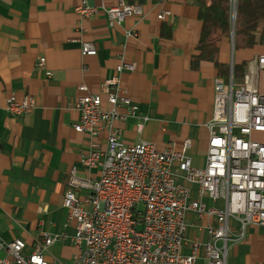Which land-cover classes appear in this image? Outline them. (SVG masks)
Segmentation results:
<instances>
[{
    "label": "crops",
    "instance_id": "0c3cea01",
    "mask_svg": "<svg viewBox=\"0 0 264 264\" xmlns=\"http://www.w3.org/2000/svg\"><path fill=\"white\" fill-rule=\"evenodd\" d=\"M82 1L0 0V238H22L30 252L44 233L61 235L48 248L49 264H74L78 249L71 238L76 222L63 205L69 173L76 166L81 176L96 178L98 169H86L81 159L94 141L106 147L109 135L107 130L98 137L75 130L79 86L100 93L105 79L119 76L139 106L138 117L114 123L121 127L123 141L143 139L163 149L191 138L190 155L195 165L203 166L209 144L207 123L220 77L211 61L192 67L202 21L188 0H143V17L130 16L115 25H109L103 11L91 17L79 15L75 6ZM86 1L100 8L120 2ZM166 10L171 14L159 18ZM82 41H92L97 53L83 55ZM260 55L264 41L236 50L231 38H225L219 58L231 66L248 61L251 83L264 92V74L257 68ZM41 56L46 57L44 68L37 67ZM123 60L135 63V70L117 72ZM48 70L53 73L50 77ZM13 93L33 96L34 109L20 116L9 113L6 100ZM104 105L109 107L106 101ZM142 117L147 120L139 131ZM187 221L184 252L190 253L196 237L208 238L201 228L208 219L190 211ZM200 254L202 263L203 249ZM228 264H264V227L247 228L245 238L232 245Z\"/></svg>",
    "mask_w": 264,
    "mask_h": 264
},
{
    "label": "built area",
    "instance_id": "2783aa9c",
    "mask_svg": "<svg viewBox=\"0 0 264 264\" xmlns=\"http://www.w3.org/2000/svg\"><path fill=\"white\" fill-rule=\"evenodd\" d=\"M237 1L230 0L233 18ZM75 10L82 17L103 11L109 25L145 15L142 3L127 0L101 8L83 0ZM169 14L166 10L158 17ZM81 51L94 55L98 49L92 41H82ZM45 65L46 57L41 56L37 67ZM135 68V63L123 60L117 72ZM257 68L264 74V55L258 57ZM46 75L53 73L48 70ZM79 90L75 130L91 137L107 130L109 135L106 147L94 141L81 159L86 169H98L96 178L81 176L76 166L69 173L63 205L76 222L71 238L78 249L74 264H228L232 245L245 238L247 228L264 227V92L251 83L249 72L239 86L232 66L229 81L216 79L203 166L195 165L190 155L191 138L163 149L143 139L123 141L122 129L114 123L138 117L139 106L121 86L119 76L105 79L100 93L90 92L85 84ZM34 107L35 99L29 94L13 93L6 100L13 115H25ZM146 120L138 121L139 131ZM190 211L208 219L201 227L208 238L196 237L186 253ZM61 239L46 232L27 252L22 238H0V264H49L48 248Z\"/></svg>",
    "mask_w": 264,
    "mask_h": 264
},
{
    "label": "trees",
    "instance_id": "16d2710c",
    "mask_svg": "<svg viewBox=\"0 0 264 264\" xmlns=\"http://www.w3.org/2000/svg\"><path fill=\"white\" fill-rule=\"evenodd\" d=\"M129 3L143 0H127ZM198 8L202 30L196 53L192 56V67L197 68L201 61L213 62L219 76L230 79L231 65L220 61L221 43L231 38L234 29L235 49L252 48L264 41V0H238L235 23L230 0H188ZM170 36V34H169ZM248 61L236 62L233 66L236 86L244 82Z\"/></svg>",
    "mask_w": 264,
    "mask_h": 264
},
{
    "label": "water",
    "instance_id": "95a60500",
    "mask_svg": "<svg viewBox=\"0 0 264 264\" xmlns=\"http://www.w3.org/2000/svg\"><path fill=\"white\" fill-rule=\"evenodd\" d=\"M235 19H236V13H235V16H234V18H233V20H234V23H235ZM234 29H233V34H232V37H231V40H232V43H233V47H234V39H235V36H234ZM233 67V66H232Z\"/></svg>",
    "mask_w": 264,
    "mask_h": 264
}]
</instances>
